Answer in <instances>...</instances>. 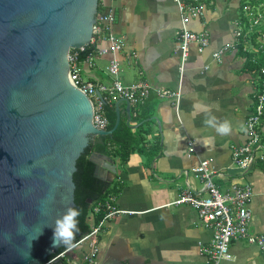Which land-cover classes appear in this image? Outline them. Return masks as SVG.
<instances>
[{"label":"crops","instance_id":"1","mask_svg":"<svg viewBox=\"0 0 264 264\" xmlns=\"http://www.w3.org/2000/svg\"><path fill=\"white\" fill-rule=\"evenodd\" d=\"M184 1L201 7V15L191 19L188 29L207 33L209 45L202 52L190 46L182 75L178 71L181 26L176 4L172 0H118L112 5L115 20L111 30L123 43L118 55L119 79L124 85L143 79L151 92L142 106H130L129 117L125 102L118 107L119 100L109 103L134 151L125 164L94 151L110 157L116 169L114 179L108 175L111 182L101 180L115 188L104 203L132 214L113 215L104 222L97 237L95 264H207L202 249L210 244L211 230L190 207L167 206L187 188L206 195L193 173L202 161H208L214 172L212 182L220 193L233 183L251 184L250 231L264 233V161L247 172L232 163L233 148L247 141L245 121L254 111L261 82L248 61L262 58L264 30L242 39V51H229L216 61L212 54L233 42L236 28L247 25L243 18L247 20L249 10H243V0ZM108 5V0H99L98 11ZM258 9L255 12L261 14V24L263 4ZM97 44L107 46L101 38ZM249 44L252 52L247 51ZM90 56L81 62L82 78L94 84H110V57L99 56L94 49ZM162 89L180 90L178 114L172 101L157 97L155 91ZM208 109L218 121L231 122V134L218 135L204 124ZM258 130L264 145V115ZM230 252L233 260L225 264H264V251L245 241H233ZM76 257L72 255L69 263Z\"/></svg>","mask_w":264,"mask_h":264},{"label":"water","instance_id":"2","mask_svg":"<svg viewBox=\"0 0 264 264\" xmlns=\"http://www.w3.org/2000/svg\"><path fill=\"white\" fill-rule=\"evenodd\" d=\"M98 6L0 0V264H44L59 251L51 226L75 208L76 162L119 125L117 114L111 129H96L89 98L70 79L69 63L89 44ZM121 102L129 117V102L116 107ZM89 160L97 179L116 177L110 157L92 152Z\"/></svg>","mask_w":264,"mask_h":264},{"label":"built area","instance_id":"3","mask_svg":"<svg viewBox=\"0 0 264 264\" xmlns=\"http://www.w3.org/2000/svg\"><path fill=\"white\" fill-rule=\"evenodd\" d=\"M118 0H108L109 5L97 12L96 23L93 25V34L90 42L86 46H91L99 56L108 55L109 62L107 72L111 77L108 85L94 84L84 80L81 76V62L79 54L84 51V47L75 52L69 63L70 79L75 87L85 94L93 107V126L99 130H107L108 120L104 113V105L111 100H127L130 106H142L148 99L151 88L143 79L131 85H124L120 79L119 53L123 49V43L111 30L115 20L112 5ZM180 15L181 33L177 39V52H179L180 65L179 74L184 72V65L189 56L191 45L197 47L198 52H202L209 45L208 34L193 33L188 29L191 19L201 15V7L184 0H172ZM247 12V25L237 27L234 31L232 43L225 44L218 51L212 54L216 61L229 51H237L242 39H245L254 25L261 20V14L253 12L248 6L243 10ZM101 38L107 43L106 47H98L97 41ZM248 39V38H247ZM90 55L85 60L90 59ZM261 82L255 93L254 111L245 121V132L247 141L232 150V163L243 172L249 171L254 165L264 161V145L260 141L259 125L264 115V67L260 70ZM96 93H100L98 97ZM156 95L160 99L172 101L176 114H178L181 93L177 89L156 90ZM188 152L193 153L192 142H188ZM195 177L202 183V192L205 196H200L190 189L184 190L178 197L167 206H188L193 209L201 222L212 232V238L208 247L202 249L207 257V264H225L233 260L230 252V244L233 241H245L250 245H255L260 251H264V233L252 234L250 231L251 212L249 204L253 196V188L249 183H233L227 191L220 193L216 185L212 182L214 172L210 169L208 161H202L200 165L193 169ZM103 211L101 220L91 227L90 231L83 235L70 249L55 254L44 264H53L58 260L67 261L68 264L72 255H76L75 250L87 243L88 247L84 254L86 264H95V257L98 252L97 237L104 222L111 216L117 214H132L128 211H121L112 207L108 202L98 204L94 208V213Z\"/></svg>","mask_w":264,"mask_h":264},{"label":"trees","instance_id":"4","mask_svg":"<svg viewBox=\"0 0 264 264\" xmlns=\"http://www.w3.org/2000/svg\"><path fill=\"white\" fill-rule=\"evenodd\" d=\"M245 6L253 8L255 13V8H258L262 4V0H243ZM99 9V8H98ZM246 20V17L243 18ZM254 37V36H253ZM254 41V38H253ZM255 43V42H254ZM242 44L239 46L240 51H242ZM93 47L86 46L84 51L79 54V60L83 61L87 56L91 54ZM262 58H256L251 61L249 59V64L260 76V70L264 67V52L261 56ZM261 77V76H260ZM104 113L108 120L107 129H111L115 123V115L113 107L109 106V103L105 104ZM122 124H119L117 129L112 134V138H105L102 144H95L93 147H88L85 153L79 157L76 162V172L73 174V182L75 184L74 190V203L75 208L80 211L78 217V227L79 232L76 234L75 242H77L83 235L88 233L92 226L96 225L104 215V212L94 213V208L101 203H104L105 199L109 194L113 193L115 188H111L107 183L102 182L94 176L95 165L89 160V156L92 152L100 150L103 153H107L110 157L119 160L121 164H125L128 160L129 155L134 151L129 137H123L122 134ZM128 131V130H127ZM90 201V202H89ZM89 212L93 213L92 224H89ZM65 247H61L59 252L63 251ZM55 253V254H57ZM55 254L51 255L48 259L52 258ZM53 264H65L64 260H58Z\"/></svg>","mask_w":264,"mask_h":264},{"label":"clouds","instance_id":"5","mask_svg":"<svg viewBox=\"0 0 264 264\" xmlns=\"http://www.w3.org/2000/svg\"><path fill=\"white\" fill-rule=\"evenodd\" d=\"M204 124L213 128L218 135L226 136L232 133V125L228 120L218 121L217 118L211 115V110H207ZM207 147V143L203 144ZM80 211L74 207L68 208L60 217H58L52 228V247H65L70 249L74 246L76 234L79 232L78 217Z\"/></svg>","mask_w":264,"mask_h":264},{"label":"rangeland","instance_id":"6","mask_svg":"<svg viewBox=\"0 0 264 264\" xmlns=\"http://www.w3.org/2000/svg\"><path fill=\"white\" fill-rule=\"evenodd\" d=\"M262 4L264 6V0H262ZM247 5L253 11V8H251L249 6V4H247ZM256 10L259 11L258 8H255V11ZM261 24H264L263 21H261ZM261 24H260V21H259L258 24L254 25V27H252V30L249 32L247 38H250L253 35V33L258 31V30H260V31L264 30V25H261ZM247 48H248V50H247L248 52H252L253 51L252 48H251V44L247 45ZM88 217H89V224H92L93 213L89 212V216ZM87 247H88V244L85 243V244L82 245V247H80L77 250H75L74 254H76L77 257H76V260L74 262H72V264H74V263L75 264H86V262L84 261V254H85L84 250L87 249Z\"/></svg>","mask_w":264,"mask_h":264}]
</instances>
